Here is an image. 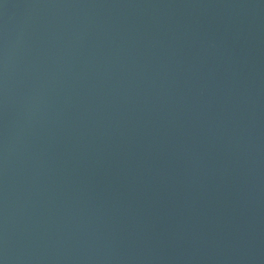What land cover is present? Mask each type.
Instances as JSON below:
<instances>
[{"label":"water","instance_id":"95a60500","mask_svg":"<svg viewBox=\"0 0 264 264\" xmlns=\"http://www.w3.org/2000/svg\"><path fill=\"white\" fill-rule=\"evenodd\" d=\"M0 264H264V0H0Z\"/></svg>","mask_w":264,"mask_h":264}]
</instances>
